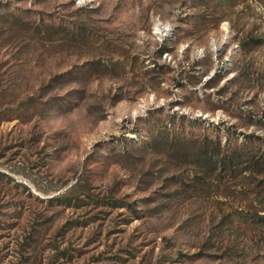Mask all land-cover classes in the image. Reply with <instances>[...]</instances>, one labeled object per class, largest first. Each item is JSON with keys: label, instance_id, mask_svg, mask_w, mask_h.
<instances>
[{"label": "rangeland", "instance_id": "rangeland-1", "mask_svg": "<svg viewBox=\"0 0 264 264\" xmlns=\"http://www.w3.org/2000/svg\"><path fill=\"white\" fill-rule=\"evenodd\" d=\"M0 264H264V0H0Z\"/></svg>", "mask_w": 264, "mask_h": 264}]
</instances>
